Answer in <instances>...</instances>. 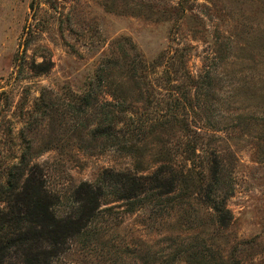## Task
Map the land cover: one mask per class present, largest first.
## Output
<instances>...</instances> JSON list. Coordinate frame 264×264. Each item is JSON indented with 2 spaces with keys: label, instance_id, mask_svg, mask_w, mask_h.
Here are the masks:
<instances>
[{
  "label": "rangeland",
  "instance_id": "1",
  "mask_svg": "<svg viewBox=\"0 0 264 264\" xmlns=\"http://www.w3.org/2000/svg\"><path fill=\"white\" fill-rule=\"evenodd\" d=\"M162 55L156 101L137 103L132 86L115 85L137 115L116 114L111 124L91 113L74 124L82 95L101 99L108 91L98 79L106 59L133 60L139 71L141 60L160 65ZM165 72L179 88L171 85L172 98ZM183 105L217 135L199 151L197 165L207 166L214 150L217 167L199 177L198 190L154 206L139 198L132 211L104 190L88 229L47 244L57 247L51 264H215L219 254L228 264H264V0H0V191L37 168L58 197L54 208L67 213L76 204L72 190L97 184L103 169L130 170L148 154L149 163L162 146L173 152L175 132L162 134L155 118L184 115ZM101 121L104 135L139 142L136 158L126 146L93 141ZM217 190L230 215L221 222L207 208ZM2 197L11 202L4 198L0 212L10 210L12 195ZM188 249L204 257L188 258Z\"/></svg>",
  "mask_w": 264,
  "mask_h": 264
},
{
  "label": "trees",
  "instance_id": "2",
  "mask_svg": "<svg viewBox=\"0 0 264 264\" xmlns=\"http://www.w3.org/2000/svg\"><path fill=\"white\" fill-rule=\"evenodd\" d=\"M164 57L162 55L160 65L156 64L155 66L144 59L141 60L139 71L133 60L129 61L118 56L106 59L104 66L99 70L98 79L101 84H107L108 91L101 99L97 96L92 97L88 92L82 95L78 108H72L74 114L71 119L74 120V124L77 120L79 121L81 116L91 115V113L97 120L102 119L103 115L107 118L109 116L111 124L112 121L114 124L120 121L116 114L123 115L127 112L128 118H131L133 114L137 115V112L133 111L132 105L128 106L130 110L124 107L127 99L119 94L117 85L132 86L137 94V101H135L137 103L156 101L154 95L160 97L157 88H159V84L165 82L162 74L156 75L154 71L158 66L163 65ZM114 72L117 73L115 78L112 77ZM165 75L167 86L170 87L169 95L172 98L175 94L173 81H169L171 76L168 73L165 72ZM186 79L191 83L196 81L195 77L188 73ZM115 85L116 87H114ZM187 86L191 87V85ZM41 97L40 94L35 102L36 112L41 110L37 104L39 101H43ZM193 108L195 109L191 105L189 107L183 105L184 115L171 111L165 115L158 113L155 118L162 134L165 131L175 132L176 147L173 152L169 153L170 149L167 146H162V150H157L156 157L149 163L146 162L147 158L150 159L148 154L140 156V162L136 168L125 171L103 169L100 175L101 181L97 184L81 183L72 190L71 195L76 197V204L67 213L59 214L54 208L58 197L52 195L46 188L37 168L30 169L29 175H25L24 179L22 173L23 176H19L15 181V183H19L16 186L9 187L6 183L7 189L1 190L0 194L7 192L12 195L14 202L10 205V210L0 212V264H5L10 257H14L19 264H51L57 248H51V244L63 245L71 236H77L82 230L88 229L90 220L99 207V198L104 194V190H109L114 202L127 203V206H130L129 211L134 208L132 201L139 198H142L146 204L154 206V202H161L160 198L165 196V198L173 199L189 189L187 187L194 188L193 191L198 190L202 182L199 177H206V172L209 174L211 168L217 167V152L214 150L209 153L207 166L197 165L196 162L200 163L199 151L203 148L207 138L215 139L217 135L208 134V131L197 122V119H191L189 110H193ZM102 122H98L97 129L92 134L93 141L97 142L103 138V145H101L103 148L111 146L122 149L126 146L128 156L136 158L137 152L140 151L139 142L127 144L113 132L104 135V130L101 128ZM220 139L225 140L226 138L222 136ZM145 164L152 166L147 165V168L144 169L142 165ZM215 181L218 182L219 179L217 178ZM107 183L108 185H105ZM18 185L20 186L17 187ZM221 192L220 190L211 191L206 197L207 208L210 211L209 216L220 222L230 218L228 211L222 205L227 195L221 196ZM193 194H197V191ZM219 195L221 201H219ZM4 198L8 200L6 204L11 202L9 197H2L0 198L1 204L4 202ZM180 206L182 204L178 203V207ZM47 244L51 247H47ZM191 250L193 249H188V251ZM189 257L200 260L204 256L195 249L188 255ZM218 257V261L213 259L215 264H228L222 254H219Z\"/></svg>",
  "mask_w": 264,
  "mask_h": 264
}]
</instances>
